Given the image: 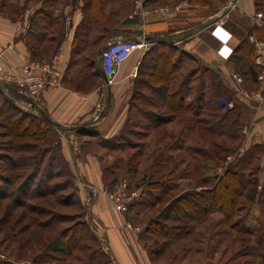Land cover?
Listing matches in <instances>:
<instances>
[{
  "label": "rangeland",
  "instance_id": "obj_1",
  "mask_svg": "<svg viewBox=\"0 0 264 264\" xmlns=\"http://www.w3.org/2000/svg\"><path fill=\"white\" fill-rule=\"evenodd\" d=\"M24 1L31 7H40L46 15L56 16L57 12L54 10L62 9L70 0H0V8L14 13V16L19 15L24 10L21 5L25 4ZM184 1L186 0H99L98 7L93 11L97 15H109V18L117 21L115 23H121L122 19L128 17V32L140 34V25L147 27L158 19L163 26H167L170 9L174 4ZM203 3L209 6L210 14L224 6L220 16H226L236 6L230 0H203ZM82 9L87 12L88 8L83 6ZM258 14L264 21V11ZM91 25L94 28L95 24ZM187 26L184 20L178 22L180 29L185 30ZM168 32L165 30L163 35ZM88 36L87 34V38L82 39L74 50L80 55V58L74 57L77 58L76 62H81L80 67L84 60L92 59L104 46L93 42L92 35ZM180 42L183 40L173 49L168 44L160 47L147 44L139 51L144 60L134 78L136 87L132 94L133 108L128 125L121 135L103 142L106 150L100 154L105 193L110 194L120 187H124L127 194L140 191L139 198L133 200L131 208L124 214L127 223H124L123 233L125 238L131 237L130 241H134V246L136 243L139 245L136 247L138 254L145 255L146 260L141 264H264V194L258 196L259 186L264 181V145L258 142L251 144L249 151L243 153L245 157L240 160L239 156L245 139L250 134L253 135L254 132L251 131L254 126L261 122L264 125V105L257 107L243 99L232 81V74L242 76L243 87L252 92L255 90L257 70L251 66L223 73L217 65H206L185 53L184 43ZM154 48L165 55L170 54L169 63L174 67L172 73H168L166 87L167 93H173L177 97L168 100V107L164 100L167 94L148 77L152 73L150 67L155 62V56L149 50ZM246 49L252 53L253 59V46L249 45ZM164 59L167 61L166 57ZM157 63L162 65L163 60ZM83 72L76 73V78ZM86 73L89 75L91 72L86 70ZM213 84L222 89L216 92L215 98L212 97ZM16 92L23 96L20 91ZM23 98L0 86V191L6 195L5 198H0V264H33L36 259L38 264L113 262L107 244L96 235L95 224L89 216L87 206L81 202L80 205L77 204L80 201L78 183L76 179L74 181L70 166L61 152L60 132L49 128L42 132V137L35 140L16 138L20 132L15 131L13 123L19 120L26 123L28 117L38 115L26 104L27 98ZM180 105L181 109L178 108ZM223 115L229 117L222 119ZM172 119V126H165ZM197 121L201 124L196 125ZM156 123L161 128L153 130ZM188 125L193 127L189 129ZM244 129H250L248 135L243 134ZM169 130L171 134L176 133L172 139L168 138ZM15 147L27 148L28 151H31V147H36L32 152L17 155L23 158L36 156L41 150L48 151L44 153L45 169L42 168V173L38 176L45 178L49 172V177L43 179L47 183L46 187L40 184V178H32L28 188L23 191L20 187L17 188L22 178L11 185H6L1 180L11 174L6 161L16 157L12 152ZM230 152L233 153L227 161L231 166L239 165V176L244 187L246 186L243 190L244 197L237 201L236 209L239 210L231 218H223L221 213L212 212L181 237L164 236L160 232L158 236L145 233L147 223L158 217L174 199L213 186L223 174V167H219L220 160L225 159ZM48 163L52 165L49 170L46 167ZM249 173H252L250 177ZM13 199L18 200L17 204L21 206H16ZM40 211L46 215L36 217V213ZM6 213L7 221L4 222ZM20 217L23 218L16 224V219ZM28 217L36 221L49 217H66L65 222L57 225V229L62 230L86 224L87 228L83 230L85 237L79 243L80 252L73 251L68 257L55 253L54 249L60 246L55 233L48 236L43 233L41 243L23 246V239L28 232L19 231L28 224ZM34 229H29V232ZM135 229L140 230L130 233ZM133 253L137 259V251Z\"/></svg>",
  "mask_w": 264,
  "mask_h": 264
},
{
  "label": "crops",
  "instance_id": "obj_2",
  "mask_svg": "<svg viewBox=\"0 0 264 264\" xmlns=\"http://www.w3.org/2000/svg\"><path fill=\"white\" fill-rule=\"evenodd\" d=\"M230 1L236 6L226 16H220L224 6L210 14L209 6L203 0L174 4L169 11L167 26L158 19L147 27L140 25V34L128 32V17L121 23H115L117 21L109 15H97L93 6L84 12L82 8L89 0H70L62 9L54 10L56 16L46 15L40 7H31L25 1L21 4L24 10L19 15L14 16V13L0 8V86L20 91L27 98L25 102L30 109L43 113L62 135L61 152L78 183L80 202L87 206L96 235L107 244L114 264H141L146 260L143 253L138 254L136 247L139 245L136 243L134 246L131 237L125 238L126 217L114 211L105 194L100 158L106 150L103 142L121 135L128 125L136 87L134 78L144 57L139 54L140 49L135 50L117 69L114 83L105 87L103 75L98 71V53L92 59L84 60L80 67L81 62L74 58H80V55L74 50L82 39L87 38V34L102 46L118 38L138 40L152 37L163 39V43L173 49L183 40L180 43H184L185 53L206 65H217L223 73L250 68L254 58L246 47L252 46V37L264 41V21L258 19L254 0ZM180 20L188 25L185 30L178 28ZM91 24H95L94 28ZM165 30L169 32L163 35ZM244 41L249 44L244 45ZM44 63H52L59 73L58 86L35 89L31 87L33 82L20 85L26 77L24 69H34L35 65ZM82 70L83 74L76 78V73ZM86 70L91 73L88 75ZM31 75L37 76L40 72L34 69ZM173 120L165 126H172ZM160 128L157 126L153 130ZM170 132L168 138L172 139L176 133ZM251 133L253 135L247 136L239 156L248 152L251 144L258 142L264 145L263 122L256 124ZM135 250L137 259L133 253Z\"/></svg>",
  "mask_w": 264,
  "mask_h": 264
},
{
  "label": "trees",
  "instance_id": "obj_3",
  "mask_svg": "<svg viewBox=\"0 0 264 264\" xmlns=\"http://www.w3.org/2000/svg\"><path fill=\"white\" fill-rule=\"evenodd\" d=\"M90 2L88 4H85L86 7L93 6L94 9L98 7L99 0H89ZM255 10L256 12H262L264 11V0H254ZM262 33L264 35V27L262 29ZM244 45H248L249 43L247 41L243 42ZM161 45H165L164 43H157L153 44L155 47H160ZM249 46V45H248ZM150 53H152L155 56V62L153 65H151L150 69H152V73L148 75V77H151V80H153V84H158L160 88L162 89V92L164 94H167L165 97V106L168 107V100L176 98L177 95L167 93V83H168V73L173 70V64H170V54L165 55L163 52L157 51L156 48L150 49ZM149 54V53H148ZM166 57L167 61L164 59ZM144 60V59H143ZM163 60L162 65H158V61ZM169 60V61H168ZM142 62L140 63L141 66ZM256 71V66L254 64L253 59V66ZM172 73V71H171ZM212 91H213V98L216 97V92L222 90L219 85H212ZM9 91L15 95V96H21L16 92L15 89H9ZM159 94V92H158ZM222 94V93H221ZM215 96V97H214ZM24 99V98H23ZM26 99V98H25ZM134 99V97H132ZM133 102V101H132ZM181 105L180 108L181 109ZM132 103L130 104V111L132 110ZM169 109V108H168ZM177 110V108L175 109ZM174 111V110H173ZM228 115H223L222 119L228 118ZM200 121L196 122V125L199 124ZM201 124V123H200ZM15 127V131L20 132L19 136H16V138H28L30 140H35L40 137H42V132L48 131L49 128H54V124H52L50 121L46 119V117L43 115V113L38 112V115L36 117L30 116L28 117V122L24 123L23 120H19L13 123ZM160 126L159 123H156V127ZM193 126L188 125V128L191 129ZM223 134H220L222 136ZM236 140V137H235ZM58 146V144H57ZM36 149L31 147V151H28L27 148H19L15 147L12 148L13 154L16 155L14 159H7V169L10 171V176L8 178L1 179L6 185H11L13 182L15 183L18 179H23L21 183L17 186V188L20 187L23 191L26 187L28 188V184L30 180L40 178V184H42L43 187H46L47 183L43 181V179H47L49 177V172L46 173L45 178L43 176L38 177L42 173V168L44 166V153H47L48 151H39V154L36 155L38 158L36 159L35 155H30L27 158H23L22 156H18L21 153H28L32 152V150ZM234 152V150H233ZM233 152H230L227 154L226 158L223 160H220L221 163L219 164V167H223V174L219 176L214 183L213 186H211L208 189L201 190L200 192H192L184 195H180L176 199H174L159 215L153 220H150L147 223V226L145 228V233L151 236H158L159 232L164 236H172V237H181L183 234L188 232L192 226L195 224L203 221L206 219V217L212 213V212H219L222 214L223 218H231L235 213L237 206V201L240 198L244 197V182L241 180L239 173V165L232 164L227 161L228 157L231 156ZM244 155V154H243ZM241 155L240 160L245 157ZM62 157V155H61ZM219 161V160H217ZM48 167V170L52 168V165L50 163L46 164ZM69 167V166H68ZM45 169V167L43 168ZM41 170V171H40ZM70 173L75 181V176L72 173L70 167H69ZM37 171V172H36ZM29 172V173H28ZM31 172V173H30ZM257 172V171H256ZM26 173V174H25ZM35 173V174H34ZM249 173V177H250ZM255 175V174H254ZM248 182H246L247 184ZM32 184V183H30ZM259 195L264 194V181L262 182L261 186H259ZM19 190V189H18ZM13 194V193H11ZM10 194V195H11ZM5 194L0 191V198H5ZM74 198L77 199L76 195H74ZM78 200V199H77ZM13 201L17 204L18 200L13 199ZM80 201H77V204L80 205ZM16 206H21L20 204H17ZM131 208V206H130ZM35 212V211H32ZM43 211L37 212L36 217L45 216L46 213H42ZM49 215V214H48ZM7 213L4 215V222H6ZM23 217L16 219V224L22 219ZM66 217H59V219H54L52 217H49V219H44L40 221L34 220L32 217H28V224L23 227L19 232H28V235L26 238L23 239V246L33 244V243H41L43 233H45L46 236L50 233H55L57 235V241L59 242L58 247L54 249L55 253H58L60 256H70L73 251H79L80 247L79 243L83 241L84 237V231L86 230L87 226L86 224H77L72 229H57V225L65 222ZM167 223L172 225H167ZM35 228L34 230L29 232V229ZM82 228V229H81ZM160 234V235H161ZM50 236V235H49ZM59 256V257H60ZM39 261L34 260L33 264H38ZM5 264H16V263H5ZM107 264H114L113 262H109Z\"/></svg>",
  "mask_w": 264,
  "mask_h": 264
},
{
  "label": "built area",
  "instance_id": "obj_4",
  "mask_svg": "<svg viewBox=\"0 0 264 264\" xmlns=\"http://www.w3.org/2000/svg\"><path fill=\"white\" fill-rule=\"evenodd\" d=\"M259 17V16H258ZM260 19V17L258 18ZM131 40L118 38L109 41L102 49L98 57V65L104 78V86L109 87L114 83L117 69L125 62L131 54L138 49H143L147 44L141 39ZM251 43L254 50V64L256 66L257 75L255 82V90L248 91L243 87L244 79L238 74H232V81L237 93L246 101L253 103L257 107L264 105V41L251 38ZM38 70L40 75L32 76V70ZM34 69L28 67L24 69L26 75L21 86L32 83L31 87L42 89L44 87H56L59 84V73L54 68L52 63H44L35 65ZM2 70L0 66V71ZM3 80V79H2ZM250 129H244L243 134H248ZM108 200L111 202L113 209L124 215L128 212L130 204L140 196V191H132L125 193L124 187H120L112 193H105ZM127 226V225H126ZM129 228V226H127Z\"/></svg>",
  "mask_w": 264,
  "mask_h": 264
},
{
  "label": "water",
  "instance_id": "obj_5",
  "mask_svg": "<svg viewBox=\"0 0 264 264\" xmlns=\"http://www.w3.org/2000/svg\"><path fill=\"white\" fill-rule=\"evenodd\" d=\"M141 40L144 41V42L147 43V44L163 43V42H164L163 39H154V38H152V37H143ZM136 41H139V40H136ZM103 48H104V47H102V48L99 50V52H98V54H97L98 57H99V55H100V53H101V51H102ZM98 71L101 73L100 68H98ZM101 74H102V73H101Z\"/></svg>",
  "mask_w": 264,
  "mask_h": 264
}]
</instances>
